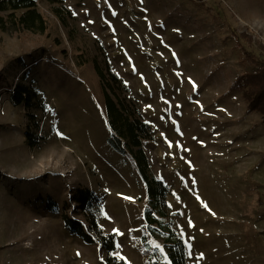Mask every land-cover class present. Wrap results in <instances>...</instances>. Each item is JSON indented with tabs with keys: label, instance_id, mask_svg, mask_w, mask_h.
<instances>
[{
	"label": "rangeland",
	"instance_id": "rangeland-1",
	"mask_svg": "<svg viewBox=\"0 0 264 264\" xmlns=\"http://www.w3.org/2000/svg\"><path fill=\"white\" fill-rule=\"evenodd\" d=\"M36 9L44 32L0 28V264H172L175 238L185 264H264V122L232 87L257 70L247 52L264 58V0ZM95 62L146 123L141 147L162 195H146L128 140L110 128ZM16 85L31 91L28 106L12 101Z\"/></svg>",
	"mask_w": 264,
	"mask_h": 264
},
{
	"label": "trees",
	"instance_id": "trees-1",
	"mask_svg": "<svg viewBox=\"0 0 264 264\" xmlns=\"http://www.w3.org/2000/svg\"><path fill=\"white\" fill-rule=\"evenodd\" d=\"M50 2H60L61 0H49ZM24 9V11L16 16L14 11ZM12 10L7 18L0 16V28L7 29H25L33 32H44L46 29V21L42 14L36 9V0H0V11ZM53 12L64 23L65 18L62 13V7H54ZM245 58L257 70L245 72L238 75L232 83V87L243 89V96L248 102L247 108L258 111L262 114L264 122V58L260 59L251 53H246ZM94 68L100 77V89L104 97L107 120L110 128L115 132L118 138H126L129 143L130 153L129 159L134 165L138 175L140 176L145 193L148 197H157L165 191V185L158 179L148 173L149 163L146 153L141 147V138L145 136L147 125L139 119H131L128 114L126 105L121 101H116L111 92L114 93V88L110 83L111 78L115 79V75L111 72H104L95 62ZM110 77V80L108 79ZM111 91V92H110ZM31 91L26 86L16 85L13 88L11 99L14 104L24 103L26 106L30 104ZM29 145L34 143L29 141ZM135 147V150L133 149ZM88 191H80L75 201L80 203L88 202ZM65 226L72 232H75L87 243H93L95 239L84 231L79 221L64 216ZM148 222H152L151 217H147ZM92 225L98 232L99 240L103 243L108 251L113 247L112 235H103L96 227L95 220H91ZM170 236H173L171 233ZM172 264L184 263V247L180 238H175L172 249L169 252Z\"/></svg>",
	"mask_w": 264,
	"mask_h": 264
},
{
	"label": "bare ground",
	"instance_id": "bare-ground-1",
	"mask_svg": "<svg viewBox=\"0 0 264 264\" xmlns=\"http://www.w3.org/2000/svg\"><path fill=\"white\" fill-rule=\"evenodd\" d=\"M27 243V245H25V247H30V243L29 242H24V244Z\"/></svg>",
	"mask_w": 264,
	"mask_h": 264
},
{
	"label": "snow or ice",
	"instance_id": "snow-or-ice-1",
	"mask_svg": "<svg viewBox=\"0 0 264 264\" xmlns=\"http://www.w3.org/2000/svg\"><path fill=\"white\" fill-rule=\"evenodd\" d=\"M128 199H130V198H128Z\"/></svg>",
	"mask_w": 264,
	"mask_h": 264
}]
</instances>
